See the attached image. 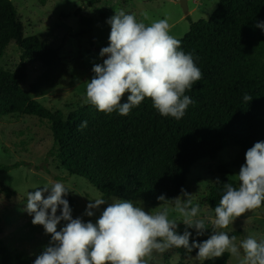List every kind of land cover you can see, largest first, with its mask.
I'll return each instance as SVG.
<instances>
[{"label":"trees","instance_id":"16d2710c","mask_svg":"<svg viewBox=\"0 0 264 264\" xmlns=\"http://www.w3.org/2000/svg\"><path fill=\"white\" fill-rule=\"evenodd\" d=\"M187 18L190 30L177 39L181 49L192 54L202 78L185 92L193 103L181 119L161 116L149 98L126 116L118 111L100 112L88 102L66 113L50 109L32 96V90L40 89L38 83L30 90L24 88L29 80L28 63H42L50 69L59 59V51L35 35L24 38L14 3L0 0V45L17 44L22 51L15 69L0 65V119L29 115L48 122L54 137L48 158L53 155L59 159L70 176L88 179L104 198L141 199L153 206L168 204L181 195V189L186 191L188 174L199 160L215 159L226 147L239 148L233 166L240 167L246 151L264 141V30L256 27L264 22V0H220L208 19ZM82 24L78 34L88 36L93 44L94 20L83 16ZM245 94L252 99L246 102ZM83 121L87 126L81 128ZM26 164L0 163V173ZM229 173L230 169H224L211 186L207 202L213 210L224 193L223 184H236ZM161 195L168 200L159 201ZM65 199L76 218V199L71 195ZM63 225L62 221L58 226ZM188 231L192 232L190 242L203 241L212 227L202 236H197L195 229ZM176 250L196 254L195 249ZM230 255L225 252L200 263L177 264H227ZM0 257L3 264L35 261L2 242Z\"/></svg>","mask_w":264,"mask_h":264},{"label":"clouds","instance_id":"9594fccd","mask_svg":"<svg viewBox=\"0 0 264 264\" xmlns=\"http://www.w3.org/2000/svg\"><path fill=\"white\" fill-rule=\"evenodd\" d=\"M144 18H148L147 13ZM107 23L111 26L109 45L99 53L107 58L92 68L94 76L86 84L87 102L100 112L118 111L126 116L149 98L161 116L181 119L193 103L185 92L201 80L202 72L192 54L185 53L181 41L170 34L168 19L146 24L133 14L118 11ZM256 27L264 30V22ZM125 96L126 102H122ZM251 99L244 95L246 102ZM86 126L87 121H83L81 128ZM223 187L210 221L211 234L203 241L191 242L192 232L188 229L202 236L209 228L205 219L198 218L199 205L181 198L190 196L183 189L181 196L172 199L174 209L164 207L155 214L131 200L115 198L109 203L103 198L92 199L84 212L87 217L107 204L93 223L73 218L69 202L63 198L71 190L62 182L37 187L28 193L26 211L33 217L32 224L43 226L51 239L34 264H148L146 258L154 251L172 247L189 252L195 249L197 258L204 261L225 252L239 257L242 249L240 264H264V240L248 236L238 246L236 237L223 231L237 218L264 205V141L246 151L236 184L228 182ZM157 199L168 200L164 195ZM172 212L178 214L179 220L170 218ZM62 221L64 225L58 230ZM181 222L186 227L178 233Z\"/></svg>","mask_w":264,"mask_h":264},{"label":"rangeland","instance_id":"374dc122","mask_svg":"<svg viewBox=\"0 0 264 264\" xmlns=\"http://www.w3.org/2000/svg\"><path fill=\"white\" fill-rule=\"evenodd\" d=\"M22 28L23 37L35 35L47 46L59 51V59L52 68L42 63H28L29 80L24 85L27 90L39 84L38 91L32 90V96L53 110L61 109L66 113L77 109L86 100V84L94 76L92 68L103 63L99 53L109 45L111 26L108 19L115 12L123 11L133 14L146 24L167 18L170 34L176 38L183 37L190 30V20L183 17L181 5L176 0H12ZM220 0H190L189 5L197 7L192 13L193 21L208 19L218 7ZM147 13L148 18H144ZM191 16V14H189ZM94 20V43L88 36H80L82 17ZM182 17V18H181ZM22 51L19 45H0V65L13 70L21 61ZM54 146L53 132L48 122L35 116L10 115L0 119V163L25 161L8 173H0V242L16 252L36 259L49 244L50 235L45 234L41 225L32 224V216L26 211L29 192L37 187L62 182L71 191L64 196H73L77 201L76 217L93 223L99 218L107 204L94 210L95 215H84L87 204L92 199L103 198L110 203L118 197L104 198L100 191L86 178L79 175L70 176L59 159L50 154ZM239 148H224L217 158L199 160L188 174L186 192L193 205H199V217L205 219L208 228L214 218V210L208 205L207 197L213 186L222 176L224 169H230V176L236 180L240 167H234L233 161ZM47 198L48 193H45ZM181 196V195H180ZM125 200V199H124ZM137 206L153 214L164 207L174 209V201L153 206L141 199L132 200ZM170 218L179 220L177 213ZM185 225L181 222L177 229L183 233ZM58 226V230H59ZM189 230V229H188ZM229 236L235 235L236 243L252 236L264 240V205L237 218L233 224L224 229ZM243 250L239 257L230 255L227 264H240ZM148 264H177L179 262L200 263L204 260L196 254H181L176 247L163 251H154L146 258ZM0 264L2 263L0 257Z\"/></svg>","mask_w":264,"mask_h":264},{"label":"water","instance_id":"95a60500","mask_svg":"<svg viewBox=\"0 0 264 264\" xmlns=\"http://www.w3.org/2000/svg\"><path fill=\"white\" fill-rule=\"evenodd\" d=\"M180 5L186 15L190 14V8H189V0H179Z\"/></svg>","mask_w":264,"mask_h":264},{"label":"crops","instance_id":"0c3cea01","mask_svg":"<svg viewBox=\"0 0 264 264\" xmlns=\"http://www.w3.org/2000/svg\"><path fill=\"white\" fill-rule=\"evenodd\" d=\"M190 1V0H189ZM176 2H178L180 4V1L179 0H176ZM189 8H190V14H191V17H192V13H194L196 10H197V7L196 6H193L192 8L190 7L189 5ZM183 17H186L187 18V15L185 13L181 14ZM182 18V17H181ZM139 20V19H137ZM94 29V28H93Z\"/></svg>","mask_w":264,"mask_h":264}]
</instances>
